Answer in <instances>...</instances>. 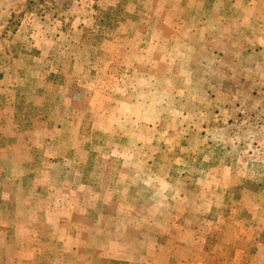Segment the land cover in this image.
I'll use <instances>...</instances> for the list:
<instances>
[{"label": "rangeland", "instance_id": "obj_1", "mask_svg": "<svg viewBox=\"0 0 264 264\" xmlns=\"http://www.w3.org/2000/svg\"><path fill=\"white\" fill-rule=\"evenodd\" d=\"M0 138L69 235L14 264L132 233L151 264H261L264 0H0Z\"/></svg>", "mask_w": 264, "mask_h": 264}, {"label": "crops", "instance_id": "obj_2", "mask_svg": "<svg viewBox=\"0 0 264 264\" xmlns=\"http://www.w3.org/2000/svg\"><path fill=\"white\" fill-rule=\"evenodd\" d=\"M36 182H38L37 176L17 178L12 174L0 175V264H7L8 262L10 253L6 252L7 248L16 249L13 251L12 259H10V264H14L19 258H27L25 256L28 255L29 249L34 247L38 248L41 254L42 250L45 251L46 246L55 248L60 245H68V243H65V240L69 237L68 231H66L65 235V232L57 230L61 235L58 236L57 241L55 240L53 235L55 228L49 222L52 221L54 213L48 209L45 201L40 204L36 195ZM35 217L37 219L33 221ZM87 226H85L84 230L86 232L91 228ZM104 229L99 228L101 231H104ZM130 229H135V226H130ZM228 230H230V227L223 228L225 232ZM133 234H131L132 236L130 235L132 237L131 241L129 237L125 236L123 243L116 238V242L110 240V243L99 246L94 245L93 239L87 238L86 250L87 246L88 249L93 250L92 254H90V250H87L88 255L82 260L84 262L98 261L100 264H151L142 249L147 239L136 241ZM88 240L90 243H88ZM123 244L124 246H121ZM193 244L195 245V241ZM126 246L131 249L130 253L121 254L120 248H126ZM244 252L241 249L239 255H236V258L233 259L236 261L233 263L229 261L227 264H241ZM31 257H33L32 254ZM258 262L264 264V258ZM179 263L182 264L181 262L176 264Z\"/></svg>", "mask_w": 264, "mask_h": 264}, {"label": "trees", "instance_id": "obj_3", "mask_svg": "<svg viewBox=\"0 0 264 264\" xmlns=\"http://www.w3.org/2000/svg\"><path fill=\"white\" fill-rule=\"evenodd\" d=\"M24 102H22L21 100L17 102V108L18 110L17 112V116L15 119V125L22 127L25 130H30V131H34L35 127L39 126V119L36 120H32L31 116L27 113V112H23V105ZM30 105V104H27ZM25 105V106H27ZM49 109H51V104L49 103ZM39 116L40 118H47V113L44 111L42 113L39 112ZM4 142V140H2V138H0V143ZM0 146H2L0 144Z\"/></svg>", "mask_w": 264, "mask_h": 264}]
</instances>
